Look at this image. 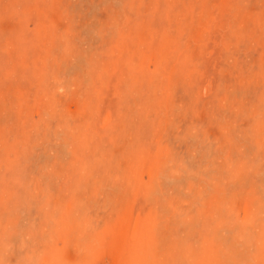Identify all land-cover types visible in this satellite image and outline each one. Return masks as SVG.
<instances>
[{
	"label": "rangeland",
	"instance_id": "374dc122",
	"mask_svg": "<svg viewBox=\"0 0 264 264\" xmlns=\"http://www.w3.org/2000/svg\"><path fill=\"white\" fill-rule=\"evenodd\" d=\"M0 264H264V0H0Z\"/></svg>",
	"mask_w": 264,
	"mask_h": 264
}]
</instances>
